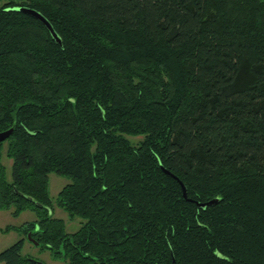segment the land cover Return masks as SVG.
<instances>
[{"label":"trees","instance_id":"16d2710c","mask_svg":"<svg viewBox=\"0 0 264 264\" xmlns=\"http://www.w3.org/2000/svg\"><path fill=\"white\" fill-rule=\"evenodd\" d=\"M10 126L0 264H264V0H0Z\"/></svg>","mask_w":264,"mask_h":264},{"label":"rangeland","instance_id":"374dc122","mask_svg":"<svg viewBox=\"0 0 264 264\" xmlns=\"http://www.w3.org/2000/svg\"><path fill=\"white\" fill-rule=\"evenodd\" d=\"M140 137L141 135L130 136V139L136 142L138 139H140ZM1 159L3 163H5L7 166V173L10 174V158H8L5 155L4 151ZM67 180L68 178L65 176H62L56 172H50L49 173L50 194L54 197L57 191ZM10 210L11 209L0 208V250L8 246L10 243H12L18 237L21 236V233L16 231L15 229L10 228L8 230H4L3 228L6 226V224L19 225L23 221L33 219L35 217V214L28 209L22 210L21 212H19L18 215L15 216L11 214ZM52 213L53 215L60 216L65 219L67 230H73L77 227L78 225L77 218L71 220L68 219L66 216V212L57 205H54V208L52 209ZM22 252L32 254L35 257H37V259L42 260L46 264H67L66 261L60 260L58 258H54L47 249L40 251L37 246L33 245L32 242L26 239L24 240Z\"/></svg>","mask_w":264,"mask_h":264},{"label":"water","instance_id":"95a60500","mask_svg":"<svg viewBox=\"0 0 264 264\" xmlns=\"http://www.w3.org/2000/svg\"><path fill=\"white\" fill-rule=\"evenodd\" d=\"M14 8H16L18 10H21V11H24L26 13H29V14L37 17L38 19H40L48 27V29L50 30L51 34L55 38H58V35L55 32V30H54L53 26L51 25L50 21L40 11H38L37 9H35L33 7L27 6V5L14 6ZM12 130H13V126H10L9 128L4 129V130H0V140L5 139L12 132ZM166 171L169 173L168 170H166ZM179 181L181 182V180H179ZM181 186H182V190H183V195L186 196V187L183 184V182H181ZM212 201H214V199L208 200L206 202H202L201 205H205L206 203H209V202H212ZM28 236H29V233H28ZM34 242L37 243L38 241H34ZM33 260H35L37 262V264H46L45 262H43L42 260L37 259V258H33Z\"/></svg>","mask_w":264,"mask_h":264}]
</instances>
